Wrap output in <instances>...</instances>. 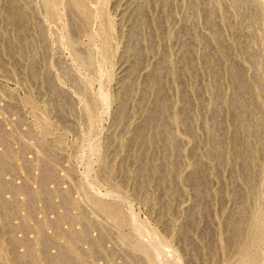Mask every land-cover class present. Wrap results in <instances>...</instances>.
I'll use <instances>...</instances> for the list:
<instances>
[{
    "label": "rangeland",
    "instance_id": "obj_1",
    "mask_svg": "<svg viewBox=\"0 0 264 264\" xmlns=\"http://www.w3.org/2000/svg\"><path fill=\"white\" fill-rule=\"evenodd\" d=\"M0 264H264V0H0Z\"/></svg>",
    "mask_w": 264,
    "mask_h": 264
}]
</instances>
